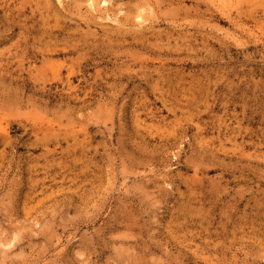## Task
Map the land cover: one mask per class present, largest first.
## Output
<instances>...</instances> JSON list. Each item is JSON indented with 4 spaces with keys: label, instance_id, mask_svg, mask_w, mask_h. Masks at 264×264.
Instances as JSON below:
<instances>
[{
    "label": "rangeland",
    "instance_id": "1",
    "mask_svg": "<svg viewBox=\"0 0 264 264\" xmlns=\"http://www.w3.org/2000/svg\"><path fill=\"white\" fill-rule=\"evenodd\" d=\"M0 264H264V0H0Z\"/></svg>",
    "mask_w": 264,
    "mask_h": 264
}]
</instances>
